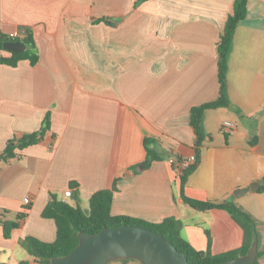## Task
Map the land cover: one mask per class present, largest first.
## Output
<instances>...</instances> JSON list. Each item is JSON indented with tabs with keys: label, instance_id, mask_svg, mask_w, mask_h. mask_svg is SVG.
I'll return each mask as SVG.
<instances>
[{
	"label": "crops",
	"instance_id": "0c3cea01",
	"mask_svg": "<svg viewBox=\"0 0 264 264\" xmlns=\"http://www.w3.org/2000/svg\"><path fill=\"white\" fill-rule=\"evenodd\" d=\"M234 2L0 0V36L31 28L39 53L35 65L0 64V151L14 136L39 130L51 112L44 139L0 166V219L27 213L9 239L0 224V264H39L19 250L20 241L56 239L55 220L42 215L51 193L74 204L73 194L65 196L71 188L82 205L118 178L113 214L176 217L183 238L213 254L244 245L245 231L227 210L184 201L174 165L195 157L191 109L220 95L218 43ZM227 92L229 106L205 113L207 136L187 195L234 200L251 212L264 251V0L248 1L235 30ZM228 120L237 130L223 138ZM146 137L159 140L167 156L134 170L145 160ZM252 182L260 183L257 191L234 195Z\"/></svg>",
	"mask_w": 264,
	"mask_h": 264
},
{
	"label": "trees",
	"instance_id": "16d2710c",
	"mask_svg": "<svg viewBox=\"0 0 264 264\" xmlns=\"http://www.w3.org/2000/svg\"><path fill=\"white\" fill-rule=\"evenodd\" d=\"M248 1L235 0L234 11L228 16L224 31L218 43L219 97L215 100L194 106L190 111L191 125L194 127L197 136L194 161L189 166H183L182 163L186 159L180 158L177 159L178 164H174L178 167L176 177L184 201L197 210L205 211L215 208L227 210L245 231L244 245L234 251L213 254L208 250L196 249L184 239L181 234L183 223L176 217L170 216L159 222H148L129 215L113 214L112 205L114 192L118 190V178L111 188L100 189L94 192L89 198V208L87 209L82 207L78 191L73 193L74 204L61 200L56 193L50 194L49 202L43 210L42 215L45 218L55 220L57 225L56 239L53 242H45L36 237L27 236L20 241L21 245L30 255L37 259L39 264H50L53 257L66 255L73 251L79 244V232L95 234L100 232L105 226L116 227L122 224L141 225L162 233L179 250L186 253L191 264H218L229 258L243 255L250 248L256 232L259 234L261 241V232L259 230L260 220L234 200H199L187 195L189 178L200 164L202 146L207 136L203 126L205 113L208 109L227 107L230 105L227 92L228 57L232 49L235 30L247 15ZM18 40L26 44L24 51L15 53L4 48L6 41ZM22 60H29L32 65H35L39 61V53L31 28H26L21 36L13 37L7 34L0 36V64L16 67ZM50 127L51 112H47L39 130L11 138L5 148L0 151V166L17 158L20 151L41 142ZM144 147L146 151L145 160L140 164L132 166L134 170H137L138 167L143 169L148 168L154 161L163 160L167 156V151L160 147V141L156 138L146 137L144 139ZM71 186H76V183L72 182ZM261 190H264V185ZM26 216V212H21L17 215V220L0 219V224L3 226V234L6 239L11 238L13 230L19 226L20 221L25 219ZM263 254L264 251L259 246L258 258L255 264H261L260 257ZM132 260L134 259L122 261L128 262Z\"/></svg>",
	"mask_w": 264,
	"mask_h": 264
},
{
	"label": "water",
	"instance_id": "95a60500",
	"mask_svg": "<svg viewBox=\"0 0 264 264\" xmlns=\"http://www.w3.org/2000/svg\"><path fill=\"white\" fill-rule=\"evenodd\" d=\"M6 50L19 53L26 49L21 41H6ZM259 182L238 188L234 195L240 197L248 191H257ZM79 244L66 255L55 256L50 264H109L114 260L134 259L141 264H191L182 252L162 233L136 224L103 227L95 234L79 232ZM260 237L256 232L247 253L229 258L218 264H255L258 258Z\"/></svg>",
	"mask_w": 264,
	"mask_h": 264
},
{
	"label": "built area",
	"instance_id": "2783aa9c",
	"mask_svg": "<svg viewBox=\"0 0 264 264\" xmlns=\"http://www.w3.org/2000/svg\"><path fill=\"white\" fill-rule=\"evenodd\" d=\"M10 36H13L14 37V34H11ZM222 130H223V133L224 134H226V135H232V134H234L236 132L237 125L235 124V122L228 120V121H225L223 123ZM191 163H192V159H186V160H184V162L182 163V165L183 166H189ZM72 191L73 190L71 188L69 190H67L65 192V196H71L73 194ZM24 201H25L26 204H30L31 203V198L29 196H26L25 199H24ZM63 201L67 202V200H63Z\"/></svg>",
	"mask_w": 264,
	"mask_h": 264
},
{
	"label": "rangeland",
	"instance_id": "374dc122",
	"mask_svg": "<svg viewBox=\"0 0 264 264\" xmlns=\"http://www.w3.org/2000/svg\"><path fill=\"white\" fill-rule=\"evenodd\" d=\"M216 127H217V122H216ZM216 127H215V128H216ZM224 135H226V134L221 133V136H222L223 138H225ZM88 201H89V200H85V201L83 202V204H82V207H83V208H85V209L89 208V202H88ZM13 214L16 216L15 213H13ZM19 250H21V251H23V252H27L26 249H25L22 245H21V247H20ZM109 264H140V262H139V261H128V262H123L122 260H114V261L110 262Z\"/></svg>",
	"mask_w": 264,
	"mask_h": 264
}]
</instances>
